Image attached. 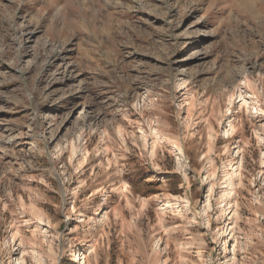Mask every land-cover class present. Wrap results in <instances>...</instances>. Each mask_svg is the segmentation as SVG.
Masks as SVG:
<instances>
[{
    "label": "rangeland",
    "instance_id": "obj_1",
    "mask_svg": "<svg viewBox=\"0 0 264 264\" xmlns=\"http://www.w3.org/2000/svg\"><path fill=\"white\" fill-rule=\"evenodd\" d=\"M19 261L264 264V0H0Z\"/></svg>",
    "mask_w": 264,
    "mask_h": 264
},
{
    "label": "bare ground",
    "instance_id": "obj_2",
    "mask_svg": "<svg viewBox=\"0 0 264 264\" xmlns=\"http://www.w3.org/2000/svg\"><path fill=\"white\" fill-rule=\"evenodd\" d=\"M232 97H231V99L229 100L230 102H232ZM246 103V102H245ZM105 201H106V197L105 196H103V198H102V200H100V202H99V206L101 207V206H103L104 205V203H105ZM17 264H22L20 261L17 263Z\"/></svg>",
    "mask_w": 264,
    "mask_h": 264
}]
</instances>
